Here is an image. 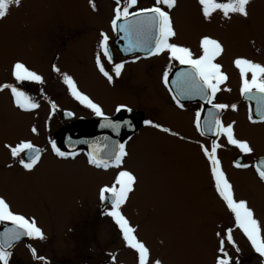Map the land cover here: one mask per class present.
Listing matches in <instances>:
<instances>
[{"label":"rangeland","instance_id":"374dc122","mask_svg":"<svg viewBox=\"0 0 264 264\" xmlns=\"http://www.w3.org/2000/svg\"><path fill=\"white\" fill-rule=\"evenodd\" d=\"M94 3L96 11L89 0H21L19 7L11 6L9 14L0 19V84L26 86L20 88L22 91L29 87L25 92L40 105L32 112H23L15 108L8 90L0 92V197L14 212L34 217L46 237L23 246L24 256L17 253L22 256L19 264H42L32 257L29 246L50 264H112L110 253L116 256L115 264H138L137 254L125 246L118 227L107 222L98 210L99 190L112 183L118 169L96 171L87 166L84 155L73 160L58 159L44 151L29 173L12 160L4 147L25 140L45 148L47 134L58 145L59 135L67 125L61 112L75 109L72 103L76 100L62 76L52 71V65L70 75L78 89L104 111L121 104L139 108L148 116L154 115V110L165 126L178 134L170 137L140 133L128 142V156L122 165L137 176L135 190L122 206V213L136 229L137 239L149 248L150 261L214 264L219 240L216 233L232 227L239 248L237 253L227 246L233 261L238 257L242 264H264V258L234 227L231 214L214 190L208 161L199 149L204 143L194 129L192 110L176 108L161 80L169 66V73L176 67L174 61L162 53L149 62L154 71H140L136 80L129 73L121 84L116 78L109 84L95 67V41L101 31H107L115 0ZM153 3L154 0H138L137 7H150ZM171 15L177 33L172 42L189 47L194 54H199L203 35L223 43L225 52L217 62L228 76L221 88L230 91L218 92L215 102L237 106L236 111L225 109L222 121L225 125L235 122L236 137L249 141L253 153L243 155V163L252 165L251 159L254 162L264 155V123L248 120L249 111L240 100L239 72L233 60L244 57L264 65V0H251L247 20L238 16L225 20L222 14L214 13L206 21L198 0H177ZM16 60L42 75L44 83L14 81L11 66ZM141 83L146 90L135 88ZM47 84L49 87L45 88ZM50 103L56 104L55 111ZM33 126L37 128L35 134L31 132ZM188 137L193 141L185 142ZM205 143L209 146L208 141ZM218 143L222 147L217 155L235 197L247 200L255 218L264 226V183L252 167L234 166V159L240 154L236 148L223 137ZM10 164L12 167H8Z\"/></svg>","mask_w":264,"mask_h":264},{"label":"snow or ice","instance_id":"6c2138e0","mask_svg":"<svg viewBox=\"0 0 264 264\" xmlns=\"http://www.w3.org/2000/svg\"><path fill=\"white\" fill-rule=\"evenodd\" d=\"M20 3L21 0H0V19H4L9 14L11 6L19 7ZM89 4L93 11L97 10L94 0H89ZM198 4L201 15L206 21L210 20L214 13L222 14L225 20H231L233 16L247 20L251 0H198ZM137 5L138 0H123V3L122 0H115L110 24L114 32L123 34L122 39L126 42L124 51H143L149 56L167 53L170 62L174 61L184 66L183 70L175 73L176 78L172 81V85L175 87L172 100L177 107H184L182 103L184 99L199 97L205 104L211 106L207 116L203 117V122L202 110L195 113V127L200 135L211 134L213 137H223L226 143L236 148L242 156L251 155L253 148L249 141L239 139L235 135V122L225 125L220 118L223 110L230 107L233 111H236L237 106L235 104L214 103L218 92L230 91L229 88H221L228 80V76L222 71V65L217 62L218 58L225 52L223 43L216 38L203 35L199 39V54H194L189 47L172 42L177 33L171 11L177 6V0H154L151 7L138 8ZM108 41L109 36L107 33L101 31L99 33L98 51L95 55V67L111 84L113 75L106 70L103 62L106 59L109 64H113ZM233 64L239 72L241 96L255 102V115L259 117V120L253 118L251 108L249 109L248 120L253 124L264 123V65L244 57L235 58ZM123 68V63H114L112 72L116 77H119ZM169 70L170 66L169 69L163 72L162 76L165 87H168L169 84ZM52 71L62 76L63 83L75 100L103 119L104 123L101 124V127L111 128L113 131L119 132L122 124L114 122L106 116L100 105L93 102L92 99L78 89L75 80L70 75L61 73L56 65H52ZM11 77L17 83L23 81H32L37 84L44 83L42 75L31 70L20 60L12 63ZM5 90L10 92L15 108L23 112H32L40 107L33 97L13 84H0V92ZM50 107L53 111L57 108L55 103H50ZM122 110L131 111L123 104L118 105L115 109L116 112ZM65 115L71 116L72 113L66 112ZM144 123L159 129L163 133L173 136L178 135L172 132L171 129L151 120H145ZM123 124L131 127L130 121H124ZM31 132L33 134L37 133V128L33 126ZM104 139L105 143L103 145L99 142L90 144V150L87 153L89 165L105 170L109 168L118 169L112 183L101 187L99 190L101 202L110 201V207L102 214L111 218L118 227L125 246L134 250L137 254L138 264H162L159 259L150 261L149 248L137 239L136 229L131 226L122 213V206L127 203L129 195L135 190L137 183V176L132 171L122 167L125 158L128 156L126 145L118 141L109 143L107 137ZM49 143L51 144V151L56 157L67 159L69 157L75 158L77 155L74 151H62L54 141H49ZM4 147L8 149L12 160L19 163L26 172L31 173L41 160L42 150L31 141L22 140L14 146L5 144ZM199 147L208 161L214 190L231 214L234 227L247 238L251 249L261 258H264V226L255 218L254 210L249 206L247 200L235 197L234 187L223 171L221 161L217 155L218 149L222 145L218 143L217 139H213L210 147L204 144L199 145ZM22 153L23 156H21ZM234 166L245 169L254 167L259 181L264 183V158L260 159L255 165L237 160L234 162ZM8 167H12V165L10 164ZM0 223L11 225V227H4L3 232H0V264H9L12 255L11 249L14 247L15 242L22 237L46 239L43 230L37 225L36 219L14 212L4 197H0ZM232 232L233 228L228 227L216 233L219 240L218 254L215 257L214 264H239V258L237 257L233 261L227 251V246H231L237 253L239 252ZM29 251L32 257L41 261L42 264H50L44 256H37L36 250L31 246H29ZM109 257L112 264H115V254L110 253Z\"/></svg>","mask_w":264,"mask_h":264},{"label":"flooded vegetation","instance_id":"af4514ba","mask_svg":"<svg viewBox=\"0 0 264 264\" xmlns=\"http://www.w3.org/2000/svg\"><path fill=\"white\" fill-rule=\"evenodd\" d=\"M111 18H112V16H111ZM111 18L108 21V24H107L108 28H107V31L105 32V33H107V35H109V41H108L109 51H110L111 56L113 58V64L114 63H123L124 64V68L122 69L120 76L119 77H116L115 74H114V72H112L113 64H109L106 59L103 60L105 66H107L108 70L110 72H112L114 81H115V78H116L117 84H121L123 82L122 79H124L126 77V75L129 74V73H133L132 77H133V79L135 78V80H136L137 75L139 74L140 71H142V72L144 70H145V72H147V70H148V72L154 71L153 66H151V64H149V62L151 60L159 57L161 54L158 55V56L157 55H153V56L145 55V56H143V55H140V54H136V55H132V56H127V57L122 56L120 54V52L117 50V48L115 47V45L113 44V41H114V38H115V33L113 32L112 28L110 27V20H111ZM109 28L111 30H109ZM98 41H99V38L96 39V41H95V46L97 47V50H98ZM174 63H175V66H176L175 68H177V67H184L182 65H179L176 62H174ZM142 84L143 83H141L140 86H135V88L143 89L142 91L146 90V85H143L141 87ZM18 86H19V88L26 87V86H22L21 84H19ZM46 87H49V84L45 85V88ZM166 89H167V87H166ZM24 90L28 92L29 91V87L28 88H25ZM167 91H168L170 97L172 98L171 92L168 89H167ZM38 96H40V95L38 94ZM215 101L216 100H214V103H216ZM47 103H48V101H47ZM72 104L74 105L75 109L72 107V108H68V109H63V111L61 112L63 114L64 112H66V111L68 112L69 111V112H71L73 114V118L71 120H63L62 119L64 122H67V125L62 129V131L64 129H66L67 127L73 125V123L75 121H78V122L81 121V122H83V121H86V120H90L92 117L96 116L91 111V109L86 108L85 106H83L82 104H80L77 100L74 103H72ZM175 105H176V103H175ZM183 105H184V108H190L192 110V116L194 117V121H195V113L197 111H201L202 110V105L200 103H197V102H194V103H186V104H183ZM100 107L103 110V107L102 106H100ZM116 107L110 108L109 111H104L103 110V112H104V114L106 116L112 117L116 113H118V112L115 111ZM128 108H130L131 111L134 112L135 126L137 127V131L126 139V141H125L126 149H127L128 142L131 141V139L133 137H135V136H137L140 133L145 132V131H148V132H151V133H156V134H165V135L170 136V137H177V135L176 136L169 135L167 133L161 132L157 128H153L151 126L145 125V123H144L145 120H151L154 123H157V124H159V125H161L163 127H167L163 123V118L159 114L154 113V110H153V114L154 115L148 116V115H144L143 114L144 111L143 110L140 111L139 108H137V109H136V107L135 108L134 107L131 108V106L128 107ZM176 108H177V105H176ZM70 109L73 110V111L75 110V111L73 112ZM223 112H224V110H223ZM222 115H223V113H222ZM222 115H221V119H222ZM156 117H161V118L160 119L159 118L156 119ZM156 120L159 121V122H157ZM194 129L196 130L195 122H194ZM84 131L86 133L90 132L91 131V127L89 125L85 126ZM196 132H198V131L196 130ZM198 134L202 138V143H204V145L206 144L205 141H208L209 142V146L211 145L212 142H211V140L209 138H205V137L201 136L199 132H198ZM46 136L49 137V138L46 140L45 148H43V145L40 146V145L34 144L35 146L39 147L42 150L41 157H42V154H43L44 151H48V152L51 153V149H50L51 148V144L49 143V141H52L51 140V135L50 134H47ZM218 139L219 138H217V141H218ZM190 141H193V140H192V138L188 137V141H185V142H188L189 143ZM199 149H200V147H199ZM79 153H83L82 152V148H79V150L77 151V154H79ZM239 155L242 156V154H239ZM239 155H237V156H239ZM21 156H23V153L21 154ZM69 158H72V157H69ZM251 160H250V163L253 165V161H251ZM243 161H244V156H243L242 162ZM87 166L91 167L92 169H94L96 171H99L100 169H102V168H99V169L98 168H95L94 166L89 165V164H87ZM109 207H110V202L109 201H107V202H101V206L98 207V210L101 212L100 216H102V217L105 216V219L107 220V222H109L110 224L112 222V224L115 226V224L111 220V218H109L108 216L102 214L104 211L108 210ZM4 227H11V225L10 224L5 225V224L0 223V232H3ZM32 242H33V239H29L27 237H22L19 241L15 242L14 247L11 249L12 255L10 257L9 264H19L21 262V261H19V259H21V257L24 256V248H23V246L32 245ZM18 252H21L22 253V256H18L17 255ZM36 261H33V262L35 263Z\"/></svg>","mask_w":264,"mask_h":264},{"label":"water","instance_id":"95a60500","mask_svg":"<svg viewBox=\"0 0 264 264\" xmlns=\"http://www.w3.org/2000/svg\"><path fill=\"white\" fill-rule=\"evenodd\" d=\"M122 35H123L122 33L116 32V39L114 41L115 47L122 56L127 57L135 54H140L143 56L148 55L143 51L125 52L124 48L126 46V42L122 39ZM181 70H183V68L175 69L169 76L168 87L171 90L172 94L175 92V87L172 85V81L175 80L176 78L175 73ZM242 99L245 100L250 105L253 118L259 120V117L255 115V102L249 101L245 97H242ZM194 102H199L204 107L202 112V122H203V117L207 116L210 107H208V105L205 104V102L201 100L199 97L182 100L183 104L194 103ZM110 119L113 120L114 122H119L122 124V127L120 128L118 133L116 131H113L111 128L101 127V124L104 123V121L103 119L100 118H94L89 121L76 122L73 126L66 128V130H64L63 133L61 134L60 149L65 152H72V151H76L81 146L87 155V153L90 150L89 145L94 142H99L101 145H103L105 143L104 138L107 137V142L109 143L111 141H118L124 143L127 137H129L130 135H132L137 131V127L135 126L134 114H132L129 111H122L121 113L117 114L116 116ZM124 121H130L131 127L124 125L123 124ZM87 125L91 127V131L88 133L84 131L85 126ZM204 137L210 138L211 140L217 139V137H213L211 134H206ZM260 159H257L254 165ZM237 160H240V162H242V157H238L236 161ZM239 264H241L240 261Z\"/></svg>","mask_w":264,"mask_h":264}]
</instances>
